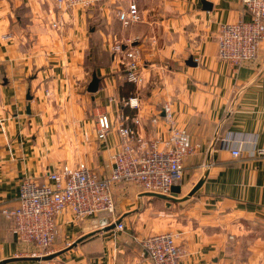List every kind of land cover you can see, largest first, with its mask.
Listing matches in <instances>:
<instances>
[{
	"label": "crops",
	"instance_id": "crops-1",
	"mask_svg": "<svg viewBox=\"0 0 264 264\" xmlns=\"http://www.w3.org/2000/svg\"><path fill=\"white\" fill-rule=\"evenodd\" d=\"M129 1L61 13L50 0H0V210L17 205L21 179L45 181L63 164L82 161L107 176L120 115L140 120L130 125L144 140L166 138V103L197 145L180 191L163 198L115 184L113 215L58 216L57 255L47 260L29 256L34 245L17 240L0 212V264H152L143 239L169 231L184 251L180 264H264V158L250 155L264 149V41L234 69L217 57V36L221 24L249 18L241 0H139L141 21L125 27L117 14ZM57 19L62 28L52 27ZM116 42L138 52L141 85L124 79ZM93 73L99 86L90 93ZM130 96L137 109L124 104ZM118 220L122 230L104 229Z\"/></svg>",
	"mask_w": 264,
	"mask_h": 264
},
{
	"label": "built area",
	"instance_id": "built-area-1",
	"mask_svg": "<svg viewBox=\"0 0 264 264\" xmlns=\"http://www.w3.org/2000/svg\"><path fill=\"white\" fill-rule=\"evenodd\" d=\"M61 13L72 8H88L96 0H50ZM130 0L127 12H118L117 16L125 27L141 21L137 2ZM243 11L248 19H239L233 23H223L217 36V57L234 69L243 63L255 59L259 44L264 41V0H241ZM52 27L62 28L57 19ZM10 34L2 35L8 39ZM112 50L124 52V79L136 86L141 85L143 76L139 71L137 51L134 48L122 49L121 43L112 45ZM131 109L139 107L138 98L130 96L123 100ZM163 119L169 124L166 138L157 137L144 140L130 125L140 120L120 115L114 127L120 138L118 150L111 157L110 172L107 176H98L84 162L75 165L63 164L46 174L45 181L26 177L20 180L17 192V205L3 207L0 212L10 221L11 232L17 240L31 243L35 251L31 257H43L53 253V245L59 234L57 218L61 213H71L74 220L102 213L113 215L115 204L113 186L119 183H133L140 191L154 195L171 196V188L181 184L185 169V160L197 151V145L191 142L189 134L173 123L170 104L162 108ZM156 119H153L155 122ZM232 138L221 137L223 147H228ZM233 156H240L239 149H232ZM251 156L264 158V149L256 148ZM116 230L124 225L114 221ZM178 234L162 232L149 235L142 241L144 252L152 264H180L184 255L177 243Z\"/></svg>",
	"mask_w": 264,
	"mask_h": 264
},
{
	"label": "water",
	"instance_id": "water-1",
	"mask_svg": "<svg viewBox=\"0 0 264 264\" xmlns=\"http://www.w3.org/2000/svg\"><path fill=\"white\" fill-rule=\"evenodd\" d=\"M203 5L204 6H207L208 4L205 3V1H203ZM123 48H125V47H123ZM185 63L187 65H190V66H195L196 65V62L193 61V57L192 56L188 57V59L185 61ZM98 86H99V78L97 77V75L95 73H93L92 74V78H91L90 82L87 85V91L90 92V93H94V92H96L98 90ZM26 99L27 100H31L32 99V96L29 93H27ZM26 111H27V113H30V107H29V105L26 107ZM179 191H180V186H178V187L177 186H173L171 188L170 195L171 196H177L178 193H179ZM157 196H160V197H163V198H166L167 197V196H163V195H157ZM114 226H115V223H112L110 225H106L104 227V229L105 230H109V229L114 228ZM87 237H88V235H85V236H82V237L76 239V241H74L69 247H72V246L76 245L78 242L84 240ZM56 255H57V253H52L50 255H46V256H43V257H32V258H34V259L47 260V259L53 258Z\"/></svg>",
	"mask_w": 264,
	"mask_h": 264
},
{
	"label": "rangeland",
	"instance_id": "rangeland-1",
	"mask_svg": "<svg viewBox=\"0 0 264 264\" xmlns=\"http://www.w3.org/2000/svg\"><path fill=\"white\" fill-rule=\"evenodd\" d=\"M53 10H54V9H53ZM174 186H177V187H178L179 185H174Z\"/></svg>",
	"mask_w": 264,
	"mask_h": 264
},
{
	"label": "trees",
	"instance_id": "trees-1",
	"mask_svg": "<svg viewBox=\"0 0 264 264\" xmlns=\"http://www.w3.org/2000/svg\"><path fill=\"white\" fill-rule=\"evenodd\" d=\"M130 83V82H129Z\"/></svg>",
	"mask_w": 264,
	"mask_h": 264
}]
</instances>
